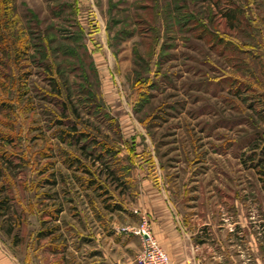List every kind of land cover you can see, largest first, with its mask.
Here are the masks:
<instances>
[{
    "label": "rangeland",
    "instance_id": "374dc122",
    "mask_svg": "<svg viewBox=\"0 0 264 264\" xmlns=\"http://www.w3.org/2000/svg\"><path fill=\"white\" fill-rule=\"evenodd\" d=\"M2 1L14 26L83 47L77 58L53 40L22 68L0 50L1 72L24 79L13 92L0 73V264H138L143 220L176 264L140 203L171 211L192 244L182 264H264V182L245 161L264 143V0ZM58 87L96 137L87 152L59 139L75 119ZM82 164L120 209L85 186Z\"/></svg>",
    "mask_w": 264,
    "mask_h": 264
},
{
    "label": "trees",
    "instance_id": "16d2710c",
    "mask_svg": "<svg viewBox=\"0 0 264 264\" xmlns=\"http://www.w3.org/2000/svg\"><path fill=\"white\" fill-rule=\"evenodd\" d=\"M2 4L4 5V2L0 0V5ZM64 5L65 3H62V2L59 4L53 5L52 9L54 13L55 14L59 13L63 9ZM0 11H1L0 12V50L4 52V56L10 55L9 58L12 63L18 62L20 58L19 66L20 68H22L23 66L21 64V60L26 55L27 50L30 48L32 49L35 57L37 58L36 59L37 62H41L45 58L46 48H49V50L51 51L53 50L55 51L56 49H58V48H55L56 46L49 45V43H51V41L53 40L55 41V43L58 42V40H55V36L52 32L51 33L46 32L45 34L39 33V32L35 33L32 30H30L28 27H26L23 23H21V21H20V27L14 26L16 18H13V17L11 18L8 14L6 17L3 14L4 12L1 8H0ZM26 11L29 13V16L31 17V19H33L34 21H38L34 12H32L30 9H27ZM165 16H167L166 13H165ZM145 22L149 23V29H153V28H150L151 22H147L146 20ZM75 34L76 35L78 34L77 35L78 38L82 37V30L80 27H77V32ZM70 36L72 37V35ZM156 38L159 40L158 37ZM62 42L63 41H61V43L60 42L57 43V46L61 45V47L59 48L60 50H63V52L67 54H72V56H75V57L77 56V58L79 57L76 51L77 50L76 47L78 46L83 47V44L79 42V43L74 44L75 46H72L73 44L67 45L66 44L67 42L66 43L65 42L62 43ZM46 44L48 45V47H46ZM150 59L151 57L149 58V60ZM56 70L59 73V69H56ZM0 73L3 76V78L7 79L8 81L7 82L4 79V80H1V83L2 84L8 83L9 86L12 87L13 92H16L18 85L20 87L23 86L24 79H23V73L21 71L20 73L15 72V73H18V76H19L18 80L20 79L18 85H17L18 83L17 78L14 77L15 73L8 74L6 72H1V70H0ZM83 76L85 77V75ZM56 91L57 93L61 95V98L56 97V99L59 100L60 111L62 112L64 111L65 108L68 107L69 112L71 113L72 117L75 119L74 121L67 120L68 128L66 130H62L61 134H59L60 141L65 142L67 145L77 144L80 141L81 144L79 145V148L84 149L87 152L86 145L87 143H89V141L95 144H98L96 137L95 136L92 137L91 135H89V131L79 130L76 128V122L79 123V119L77 117L76 110L69 105L70 104L69 97L65 94L64 96H62V91H61V88L59 87L58 89H56ZM21 93L22 92H20V95ZM133 94H134L133 103L138 106L142 105L144 102L146 103V101L148 100V94L140 88L134 91ZM101 146L104 147L103 149L104 151L110 152L111 154H113L112 150L109 147H107V145L105 146V142L101 143ZM101 146L96 145V148H98L97 150L98 152L95 156H93V159H98V160L102 159V156L104 154L101 150ZM96 148L92 147L91 149L95 150ZM91 152L92 150L89 151V153ZM246 155L247 156H246L245 161L248 162V167L256 169L257 173L261 175L262 177L261 181L264 182V143L260 145L255 144V146H252L251 149L248 150V153ZM67 159H66L67 165H71L73 161L77 159V157L71 156L70 158H67ZM81 169L84 173L87 174V178L85 180V186L90 187L95 192L96 195L101 196V202L103 204V207L109 210L120 209L121 205L117 201H108L107 198L111 196L110 195L111 193H109L108 188L103 183L98 181L99 178L95 176L93 172L85 164H82ZM50 231L51 229H47L44 232L48 233Z\"/></svg>",
    "mask_w": 264,
    "mask_h": 264
},
{
    "label": "crops",
    "instance_id": "0c3cea01",
    "mask_svg": "<svg viewBox=\"0 0 264 264\" xmlns=\"http://www.w3.org/2000/svg\"><path fill=\"white\" fill-rule=\"evenodd\" d=\"M151 193L152 192H150V194ZM139 209L141 212L145 213L147 217L149 216L148 219H150L149 221L154 235L161 240H165L163 244L164 247L167 248V252H169V257L172 259L176 252L179 257L178 261L180 262L177 261L176 264H182V260L189 262V258L193 256L192 244L187 242L188 244L186 245L191 249H189V252H187V250L183 251L182 248H185L184 238L177 232L176 225L173 221V215L166 205L154 203L153 205L148 206L140 203ZM190 264L194 263L192 262Z\"/></svg>",
    "mask_w": 264,
    "mask_h": 264
},
{
    "label": "built area",
    "instance_id": "2783aa9c",
    "mask_svg": "<svg viewBox=\"0 0 264 264\" xmlns=\"http://www.w3.org/2000/svg\"><path fill=\"white\" fill-rule=\"evenodd\" d=\"M131 231L140 237L141 248L135 256L138 264H168L166 252L156 243L151 234L146 220H143L138 226L133 227Z\"/></svg>",
    "mask_w": 264,
    "mask_h": 264
}]
</instances>
